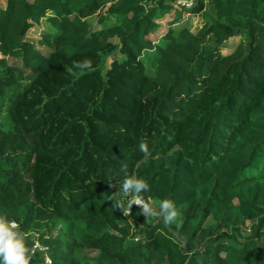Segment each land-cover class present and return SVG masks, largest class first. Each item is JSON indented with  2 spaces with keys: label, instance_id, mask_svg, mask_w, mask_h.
<instances>
[{
  "label": "trees",
  "instance_id": "16d2710c",
  "mask_svg": "<svg viewBox=\"0 0 264 264\" xmlns=\"http://www.w3.org/2000/svg\"><path fill=\"white\" fill-rule=\"evenodd\" d=\"M176 2L0 6V264H264V0Z\"/></svg>",
  "mask_w": 264,
  "mask_h": 264
},
{
  "label": "rangeland",
  "instance_id": "374dc122",
  "mask_svg": "<svg viewBox=\"0 0 264 264\" xmlns=\"http://www.w3.org/2000/svg\"><path fill=\"white\" fill-rule=\"evenodd\" d=\"M184 1L187 0H178V2L175 3V7H179V5H186L183 3ZM194 0H191L189 4H191ZM6 5V0H0V6L5 7ZM177 5V6H176ZM177 7V8H178ZM99 15H94L90 18V24L91 25H96L97 24V18ZM182 23H186L188 28L191 31H196L204 22L203 18L201 15H188L185 12L182 13ZM160 29L163 31V29H166L167 27V18L165 20H161L160 22ZM46 26L43 24V22H40L38 24H35L32 29L28 32L29 37H38L42 36V33L45 31ZM159 29V30H160ZM153 38H158L159 36L153 35ZM239 38L238 37H231L227 41L224 42V44L220 47V50L223 53H228L230 52L235 45L237 44ZM164 45V44H163ZM162 45V46H163ZM157 56V51L155 52H148L144 56V61H147L149 65L153 67L155 64V59ZM1 57V54H0ZM9 62H13L14 59L12 57H8ZM141 200V199H140ZM144 204L143 207L137 208L143 215L146 223H159L163 221V218L161 217V212L159 209H161L162 203L160 200L157 198H150L147 200L142 199L141 200ZM1 226L4 229L5 233L12 234L13 228L15 227V224L12 221H6V222H1ZM139 225L133 226V233H136L138 231ZM213 232L211 236L209 237V240L207 241V244L210 245L214 242H217L220 240L219 237H221L222 233L225 231L224 228L220 226H214L213 227ZM41 248L40 245H37L36 248ZM90 255H94V251H89L88 252ZM47 262V260H46Z\"/></svg>",
  "mask_w": 264,
  "mask_h": 264
},
{
  "label": "built area",
  "instance_id": "2783aa9c",
  "mask_svg": "<svg viewBox=\"0 0 264 264\" xmlns=\"http://www.w3.org/2000/svg\"><path fill=\"white\" fill-rule=\"evenodd\" d=\"M189 2H190V1H184L183 3H185V4H189ZM133 203H134V205L137 206V207H143V206H144L143 202H142L140 199H138V198H135V199L133 200ZM13 223H14V222H13ZM14 224H15V223H14ZM46 260H47V258H46ZM47 262H48V260H47Z\"/></svg>",
  "mask_w": 264,
  "mask_h": 264
},
{
  "label": "clouds",
  "instance_id": "9594fccd",
  "mask_svg": "<svg viewBox=\"0 0 264 264\" xmlns=\"http://www.w3.org/2000/svg\"><path fill=\"white\" fill-rule=\"evenodd\" d=\"M187 1H191V0H187ZM186 5H190V4H186ZM135 198H138V199H141V200H142V198L134 197L133 199L130 200V203H132L133 205H134L133 200H134ZM134 206H135V205H134ZM135 207H136V208H141V207H137V206H135ZM12 222H13V221H12Z\"/></svg>",
  "mask_w": 264,
  "mask_h": 264
}]
</instances>
